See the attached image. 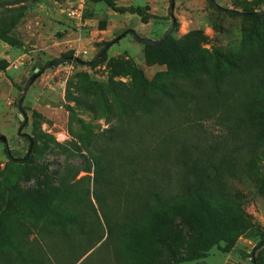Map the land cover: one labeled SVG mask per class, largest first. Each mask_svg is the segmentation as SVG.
Masks as SVG:
<instances>
[{"label":"rangeland","instance_id":"obj_1","mask_svg":"<svg viewBox=\"0 0 264 264\" xmlns=\"http://www.w3.org/2000/svg\"><path fill=\"white\" fill-rule=\"evenodd\" d=\"M115 2L144 5L165 18L143 23L137 14L116 12L103 1L0 0V60L8 64L0 68V134L8 139L7 144L0 141V264H253V251L264 264V246L256 249L264 233V157L252 159L245 149L233 157L232 167L209 171L210 185L225 196L217 199L219 215L228 224L219 242H211L179 216L166 226L165 242L158 244L151 260L146 251L134 253L131 244L144 243L143 234L135 230L149 223L128 186L132 152L137 145L143 155L148 144L155 147L171 138V130L188 123L180 114H168L165 103L133 120L124 108L129 97L142 93L138 71L157 84L173 82L199 95L204 88L212 89L211 82L195 88L191 74L172 71L162 52L180 46L191 60L210 65L236 58L255 62L262 46L256 32L262 27L211 0H175L177 23L165 46L151 50L148 60L145 43L120 31L132 28L141 37L162 38L173 22L170 0ZM215 3L237 10L264 9V0ZM71 8L81 11L79 19L70 15ZM114 39L95 59L97 47ZM64 55L84 61L47 66ZM43 67L24 99L25 112H16L14 104L30 77ZM250 80L237 71L226 79L221 87L232 101L224 107L235 108L233 98L247 96ZM167 107L173 108L169 103ZM204 125L229 142V128L211 121ZM113 127L115 140L124 144L119 158L126 165L119 186L113 163L119 160L117 150L114 140L106 139ZM191 131L184 129L177 137ZM7 146L16 157L28 155L27 160L11 159ZM100 153L108 161L106 179L97 185L94 157ZM192 174L196 182L197 172ZM222 204L227 205L226 215ZM127 208L131 215H123Z\"/></svg>","mask_w":264,"mask_h":264},{"label":"trees","instance_id":"obj_2","mask_svg":"<svg viewBox=\"0 0 264 264\" xmlns=\"http://www.w3.org/2000/svg\"><path fill=\"white\" fill-rule=\"evenodd\" d=\"M93 1H103L119 13L137 14L143 23H148L153 19L165 18V16L156 14L140 4L119 6L115 0ZM211 1L218 8L230 14L249 17L260 24L262 28L256 32V35L259 37L262 46L258 50L257 60L249 62L245 59L236 58L228 61L227 64L216 62L210 65L206 62L191 60L189 53L179 46L172 53L169 51L161 53L164 60L168 59L171 70L191 74L195 88L202 89L201 83L210 84L211 82L212 89L204 88V92L199 95L173 82L157 84L155 81L145 78L143 73L138 71L136 78L142 93L133 99L129 97L124 104L128 120L139 118L141 113L150 114L165 103V111L168 114L174 112L180 114L183 118L182 122L188 123L187 128L177 126L171 130L169 132L171 138L163 139L155 147L153 144H148L143 155L138 154L137 145L132 152L134 157L127 176L128 186L135 196L138 209L146 217L149 225L142 230H135L136 233H139L138 235L143 234L144 243L135 242V244H131V247L135 248L134 253L137 255L140 251H146L150 260L158 244L161 241L165 242L166 226L179 216L192 228L201 232L204 231L211 242H219L224 237L228 224L219 215L217 199L225 200V196L221 193L220 188L210 185L209 171H224L223 169L232 167L234 165L233 157L242 149H245L252 159L264 157V9L237 10L218 5L215 0ZM176 23L175 20L174 25ZM120 32H122V36L133 33L137 39L145 43L148 60L151 56V50L162 49L170 36L169 34L161 43L151 44L143 41L141 36L132 28H125ZM116 41L117 39H114L104 44L111 43L112 45ZM71 57L72 55H64L61 58H55L48 62L47 66H52L59 60L63 62L73 61L74 59ZM7 65V62L0 60V68L5 69ZM44 69L45 67L41 70ZM236 71L243 72L251 80L249 81L247 96L233 98L236 105H234L235 108L230 109L224 107V103L232 101V99L227 96L221 86ZM168 103L172 104L173 108L167 107ZM210 121L217 127L229 128L226 132L230 135L229 142L221 132L214 133L205 129L204 123ZM184 129H191L192 131L177 137V134ZM108 131L111 132V135L107 136L106 139L114 140V147L120 160V162L117 158L113 160L114 170L117 172L115 174L116 186H119L120 183H123L119 174L124 172L126 165L119 158L120 153L124 151L120 145L124 147V144H119L115 140L116 128H110ZM160 147L162 149L155 154ZM6 152L11 159L15 160L25 161L28 157V155L16 157L15 152L8 146ZM107 159L103 153L94 157L97 185H102L106 179L103 174L107 170ZM195 171L197 172L196 182L192 179V172ZM44 202L47 204L45 199ZM219 208L223 215L228 214L226 204L219 205ZM122 213L127 216L131 215L133 211L127 208ZM106 220H108L107 216ZM130 222L136 225V221L127 223ZM108 225L109 232L112 234L114 230L109 221ZM257 246V250L264 246V233ZM253 254V264H259L255 251Z\"/></svg>","mask_w":264,"mask_h":264},{"label":"water","instance_id":"obj_3","mask_svg":"<svg viewBox=\"0 0 264 264\" xmlns=\"http://www.w3.org/2000/svg\"><path fill=\"white\" fill-rule=\"evenodd\" d=\"M174 10H175V0H172L171 5H170L169 12H170V16H171L173 22H172L171 27L165 32V34L162 36V38H160L158 40H154V39H151V38H148V37H141L143 39V41L148 42V43H151V44L161 43L172 32V30L174 28V22H175ZM110 46H111V43H108V44L102 43V44H100L97 47V49H96V53L97 54L94 56V58H100L102 56V53L104 51H106ZM71 58L74 59V60H77L78 62H83L84 61L81 58L76 57V56H72ZM88 60H91V56L88 57ZM61 62L62 61L59 60L56 63L59 64ZM33 68L35 70L36 69V65H34ZM41 72H43V71L40 70L39 72L34 73L30 77V79H29V81H28V83H27V85H26V87H25V89H24V91L22 93V96L19 98V101L14 104V108H15L14 110L16 112H18V111H20L22 113L25 112V110L23 108L24 99L26 98V95H27V92H28L29 88L34 83V81L40 76ZM0 141L4 142L5 144L8 143L7 137L5 135H3V134H0ZM32 146H33V141L31 140V147Z\"/></svg>","mask_w":264,"mask_h":264},{"label":"built area","instance_id":"obj_4","mask_svg":"<svg viewBox=\"0 0 264 264\" xmlns=\"http://www.w3.org/2000/svg\"><path fill=\"white\" fill-rule=\"evenodd\" d=\"M82 6V5H81ZM81 11L79 9H75V8H71L70 9V15L76 17V18H80L81 17Z\"/></svg>","mask_w":264,"mask_h":264},{"label":"crops","instance_id":"obj_5","mask_svg":"<svg viewBox=\"0 0 264 264\" xmlns=\"http://www.w3.org/2000/svg\"><path fill=\"white\" fill-rule=\"evenodd\" d=\"M157 14V13H156ZM160 15V14H159ZM163 16V15H162Z\"/></svg>","mask_w":264,"mask_h":264}]
</instances>
